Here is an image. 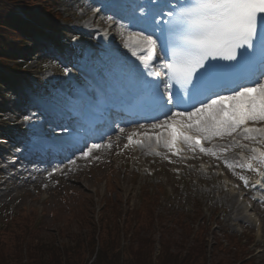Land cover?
<instances>
[{
	"label": "rangeland",
	"instance_id": "obj_1",
	"mask_svg": "<svg viewBox=\"0 0 264 264\" xmlns=\"http://www.w3.org/2000/svg\"><path fill=\"white\" fill-rule=\"evenodd\" d=\"M78 2L79 0L59 1L61 17L55 20L56 28L36 32L23 44L24 70L10 75L6 87L0 92V211L6 207L16 212L24 206L46 212L59 206V203L66 206L65 199L68 195L73 199L82 196L87 202L93 199L94 208L99 209L104 206L106 199L116 198L115 192L107 193V180L116 184L122 199L136 208L142 199L141 186L151 187L156 194H161L158 189L161 186L165 193L160 198L162 206L159 212L174 214L179 210L190 211L194 200L198 199L202 203L208 224L220 236L223 235L220 229H230L240 236L254 234L256 238L249 248L257 257V262L262 261L264 201L252 198L253 182L248 178L257 175L259 168L262 170L264 166L249 161L241 167L242 158L238 157V153L244 150L234 148L233 137H214L207 141L205 148L215 152L216 156L201 153L196 148L187 152L188 157L184 158L182 155H173L169 148L157 155L151 151L152 146L149 144L140 149L134 147L135 143L125 147L128 144V130L132 134L139 130V127L131 126L127 127L130 128L126 129L127 132L120 133V136H112L111 148L94 149L87 158L83 156L69 164L59 175L53 173L52 168L57 164L54 165L51 159L39 160L35 153H32L34 157L28 159L31 156H26L30 154L26 150L27 140L31 139L33 130L40 128L41 123L39 119L28 120V114L35 113L33 107L43 104L44 98L48 96L56 99L66 97L73 104L79 105L80 99L74 96L75 90L67 89L66 85L72 83L76 87L91 86L87 82H81L82 73L74 67H82L83 53L90 45V39L80 34L84 25L78 17L83 8L79 7ZM101 2L103 0H100L99 8ZM94 25L90 23L89 27L93 28ZM74 39L82 46L76 47L72 43ZM68 62L71 65H66ZM62 68L66 70L63 71ZM65 74L68 77L59 85V80ZM72 79H78L80 83L75 84ZM136 137L137 134L133 135V141H136ZM213 146L214 150L211 149ZM229 154L234 156L233 160L227 161L233 165L232 168L225 163ZM202 161L207 162L206 166H210L212 161L214 168L221 167L233 179L231 186L227 184L230 188L224 187L225 183H230L228 179L215 176L217 170L214 168L207 167L210 172L208 169L204 170ZM249 164H252V170H249ZM42 169L44 171L40 172ZM43 176L45 178L42 179ZM240 177L248 180L250 186L245 187ZM231 193L238 202L237 208L228 203ZM249 212L252 214L250 217ZM44 217L47 221L51 220L49 213ZM253 218L258 220L254 221ZM212 230L208 237V249L211 251L214 249ZM160 236L159 232L155 233L156 240ZM155 249L158 253V243Z\"/></svg>",
	"mask_w": 264,
	"mask_h": 264
},
{
	"label": "snow or ice",
	"instance_id": "obj_2",
	"mask_svg": "<svg viewBox=\"0 0 264 264\" xmlns=\"http://www.w3.org/2000/svg\"><path fill=\"white\" fill-rule=\"evenodd\" d=\"M161 3L153 24H157L155 16L163 18L166 8L165 43L158 45L153 35L133 32L131 43L124 44L139 61L127 70L129 100L142 103L146 99L155 113L149 126L161 132L155 137L157 143L171 150L179 140L193 150L198 147L201 153L216 156L202 146V140L225 136L254 140L252 133L264 136V127L245 126L246 122H264V38L257 42L264 0ZM157 58L158 64L154 63ZM124 132L119 128V133ZM133 135L136 133L128 136L125 147L142 144L141 140L133 141ZM112 146L109 138L104 144H92L82 155L87 158L94 149ZM235 146L247 147L238 141ZM252 159L264 163V151ZM225 163L233 167L227 160ZM248 168L252 170V164ZM260 174L264 176V172ZM240 179L245 187L250 186L244 177Z\"/></svg>",
	"mask_w": 264,
	"mask_h": 264
},
{
	"label": "trees",
	"instance_id": "obj_3",
	"mask_svg": "<svg viewBox=\"0 0 264 264\" xmlns=\"http://www.w3.org/2000/svg\"><path fill=\"white\" fill-rule=\"evenodd\" d=\"M59 1L0 0V92L10 75L24 70L23 44L41 29L56 26ZM105 187L116 198L106 199L102 208H94L93 199L87 202L82 196L68 195L66 206L59 203L46 210L51 216L48 221L44 210L23 206L13 212L4 207L0 264H264V258L257 262L249 248L253 235L221 229L220 236L208 224L197 199L192 212L170 214L159 212L163 189L156 194L143 188L135 208L122 199L112 181ZM211 230L212 251L208 249ZM156 232L161 235L158 240Z\"/></svg>",
	"mask_w": 264,
	"mask_h": 264
},
{
	"label": "bare ground",
	"instance_id": "obj_4",
	"mask_svg": "<svg viewBox=\"0 0 264 264\" xmlns=\"http://www.w3.org/2000/svg\"><path fill=\"white\" fill-rule=\"evenodd\" d=\"M112 0H107V4L110 5ZM133 3L136 0H132ZM79 7L81 6L83 8V12L79 15L78 19L82 22L84 25L85 30L82 31L80 34L85 36V38L90 39L93 45H97L101 43L103 45L102 47V55L100 58H94L93 52L96 51L93 47H90V49L87 50V54L85 56V60L83 63V66L85 70L95 79L100 82H104L105 79L108 80L107 85L109 89L115 91L124 85H126V81L121 80L118 81L115 78V74H121L124 71H127L130 66L133 65L134 62L137 61L136 57L125 56L124 51V44L126 42L131 43V34L133 32H136L134 29L130 27V24L122 18L121 12L117 9L113 10L112 13H108L107 7H103L98 9L96 11V6L100 4L99 0H79L78 2ZM77 9V8H75ZM111 17L109 20L108 18ZM93 23L94 28L91 29L89 27V24ZM107 30V32H105ZM125 33H130V35H126ZM95 35V36H94ZM94 36L95 40L92 39ZM136 39H139L136 38ZM110 40H113V43L110 44ZM121 48H123V51H121ZM128 48H125V50ZM63 71L66 69L62 68ZM114 73V74H111ZM128 72V71H127ZM65 79V77L63 78ZM63 79H60L58 84L60 85L63 82ZM69 88H73L71 84L68 85ZM47 101H53L52 96L46 97ZM88 100L87 102H89ZM33 110L35 111V114H28V120L33 121L35 119L41 120L40 126L43 128V126L48 125H56L54 124V121L50 120L49 117L46 118V115L50 113V109L47 108V106L43 105H37L33 107ZM50 116V114H49ZM246 126V125H245ZM41 128V129H42ZM147 129H152L150 126ZM68 134V133H67ZM118 136H120V133H117ZM252 136L255 137L254 140H252L254 143H257L258 145V155L259 151H261L262 145L264 144V141L260 140L262 138L261 135L258 133H252ZM62 139L66 137V134H62L59 136ZM139 137H143L141 134H138L137 139ZM148 135L145 137V144L137 145V147H144L148 142L150 144L154 143L153 146H157L156 139H148ZM264 137V136H263ZM112 139V138H111ZM44 144V143H43ZM103 144V143H102ZM163 144L162 142L160 143ZM236 142L233 143L235 145ZM252 147H246L244 148V151L247 153L249 158L252 159L253 156L251 154L253 153L251 151ZM256 155V156H258ZM233 155L229 154L226 157L227 161L233 160ZM257 161V160H255ZM258 162V161H257ZM260 163V162H258ZM36 172H39L36 170ZM231 197L229 198L228 203L234 207H238V202L235 201V195L231 193ZM247 215V214H246Z\"/></svg>",
	"mask_w": 264,
	"mask_h": 264
}]
</instances>
